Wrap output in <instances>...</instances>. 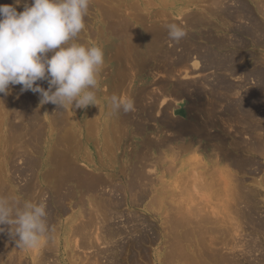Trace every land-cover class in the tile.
<instances>
[{"label": "bare ground", "instance_id": "obj_1", "mask_svg": "<svg viewBox=\"0 0 264 264\" xmlns=\"http://www.w3.org/2000/svg\"><path fill=\"white\" fill-rule=\"evenodd\" d=\"M104 1L105 0H103V2ZM213 1L214 0H210L208 3ZM22 2L31 4L32 0H20V3ZM216 2L217 3L215 6L217 8L214 6L217 9L216 13H219L220 18L223 20L226 21L227 19H230L232 21L238 18V23H241L242 19L247 20L248 23H241L242 25L235 23L237 26L233 24L234 27L229 30L231 33L233 32L230 36L231 39L228 38V35L226 36L227 38H225V35L223 36L222 33H220V36L217 37L214 35V37L209 35L207 42L214 44L213 47L206 44V46L200 45L194 42L193 36H191L193 34L190 35L188 33L190 31H188L186 32L187 35L182 40H180L183 41L180 45V47H183V49L179 53L176 48L179 47L180 43L178 42V44L176 41L171 40L168 36L167 25L175 24L174 22L171 23L169 21H165L166 23L164 22V25H160L153 23L155 18H151L146 20V22L149 21L150 24L151 22L152 24L146 26L145 29H140L136 25L142 24L145 18L143 19L141 16L137 15L136 12L138 11H136L137 9L135 8L137 7L136 3L133 2L135 5L131 4L135 7L130 5V7L134 8L135 14L134 12H129L130 14L126 15L125 11V13L122 12L123 14L119 13V7H116L112 4L103 6L99 5L101 2H97L95 5H97L96 7L100 6L99 11L101 12L97 22H102L103 26L98 27L96 25L94 31H87V40L84 42L80 37L81 34L76 38V41L81 44L87 46H100L103 48L105 55V64L99 74V84L96 91L100 106H88L83 112V120H81V116L79 117L78 115L80 114L82 108H75V106L72 108L69 106L70 110L68 113H65V110H61V108L53 103L41 104L40 101L34 102L28 97L26 91H21V85L10 84L7 94L0 93V128L4 129L3 134L0 136V171L3 170L5 166L7 167L8 163H11L14 158H16V156L22 157V159L25 158L24 161H26L24 162L22 160L23 163H26V168H23V170H20L21 168L19 169V174H21V177L23 176L24 172H26V174L33 173L36 169L37 171L40 170V168L44 171L43 176L38 178L29 179L27 177L28 179H26L29 182L27 181L28 183H25L26 186L22 188L20 186V188L18 187V190H16L14 187V192L9 189V187L15 186V176H10L8 179L0 178V197H7L20 201L21 199H18L19 197H17V193L26 194L25 197H27L29 200L35 197V194L37 196L40 194L44 195L46 193L49 195L47 196V198L49 197L47 199V221L54 229V232L52 233L54 239L51 241L52 246H48L50 245V241L48 242L46 247L47 252H45L43 256L41 253L45 250H42L41 253L39 252L41 257L38 256L37 253L33 255L34 264H48L47 262L49 259H51V255L55 253L54 249L51 252V248H54L53 241L56 243V237L59 235V231L56 226L58 224L57 216L60 214H63L64 216L65 214H68L70 211L74 210L67 205V201L73 200L74 205H80L82 208L85 207V199L80 197L81 195L77 197L78 193H81L83 197H85V195H91V193L96 194L95 196L93 195L94 201H90V203L88 202L90 206H93L91 208L94 209H90L89 207V209L92 210L89 212V216H86L87 213L83 209L81 213H86L84 216L86 217L85 220L80 219L81 213H73L72 211L73 214L71 215L70 220L64 223L62 229L67 233L68 238H70L69 234H71V237L76 236L77 238H80L79 240L75 238L77 239V245L76 243L74 245L77 250L84 248L89 249L90 251V249H94L95 252L93 251V254L88 253L90 257L86 255L88 257H85L86 259L84 258L86 262L83 258L81 259L82 262H77L78 254H76V252L74 253L75 256L73 255L70 258L71 264H103V260L106 261V264H123L124 262H122V259L126 255L128 260L135 262L134 258L136 253L135 251L137 250L136 248H140V245H143L142 241L144 240L142 237L133 236L138 231L135 229L138 227V223H135L137 226L135 225V227H132L128 232L127 230L131 227L129 226V223L130 225L133 224L132 220L129 221L125 219L128 223V225L126 224L123 226L125 228H122V226L120 227L119 224H116L115 221L113 222L112 220L114 218L116 219V215L120 214L118 209L121 207L123 208L121 205L124 203L123 197H125L126 194H129V199L133 198L139 200L141 198H145L144 193L147 192L149 186H151V191H149L152 193L158 192L159 189L162 191L165 189V194L162 193V195H165L169 199V203L165 202L167 205H169L168 209H166L167 215L164 222L161 223L163 227L161 234L166 231L168 232V236L166 237L170 238L167 242L169 245V250L167 254L165 253L164 257H161L160 264H177V262H181L182 264H241L240 262H236L235 259H232V255L231 258H228L227 256L222 255V252H219L218 250L220 244L219 241L223 244H225L224 241H226L224 238L219 239V237L225 233L227 234V231H230L227 226L225 227L227 221L223 220L221 215L223 213L225 214V211H230V213H236L238 216L240 214V218L243 217L246 219V222L244 221L245 223L248 222L247 220H251L252 222V220L255 219V215H259L257 213L260 211L258 210L257 206V200H259L257 199V196L260 194L258 193L260 188L257 190L258 192L253 191V188L250 190V187L247 186L248 184H244V179L242 177L241 178L243 180L238 177L237 174L235 175V173H232L235 182L234 186L232 185L234 189L231 188V190L229 188L231 181L230 177H232L230 170H228L230 173L225 172L226 177H224L225 175H222V171L220 174H218L220 171L217 169V165L224 164L225 166L235 169L236 172L238 171L243 173L244 171L247 172L248 169L255 165H260L261 158H264V112H262L263 109L261 110L262 106L264 105V98L262 96L264 91V60L255 58L256 64L258 63V66L255 67L254 65V67H250V65L247 63V58H250L249 56H252L251 54L254 52L247 53L248 50L246 51L248 46L247 38L252 40V42L259 47L264 45V1L262 0L255 3L258 12L263 15V19L256 17L253 7L251 6V9L245 0L238 1L239 6H236L237 9L235 12H231V9L226 4L224 7V0L223 2L222 0H218ZM5 4L14 5L16 4V0H0V5ZM119 6L121 7V5ZM233 6H235V4ZM204 8L207 9L206 6ZM17 11L21 12V9L19 8ZM159 13L160 12H158L157 15H159ZM196 17H198V15ZM239 18H241V20ZM190 19L192 20L191 16ZM196 19L198 20L194 21H196V23L198 22V24L201 26H203L205 23L208 24V22H206L207 19L205 15ZM90 23L91 21L88 18H85V26ZM94 23L96 22L94 21ZM212 24L213 23H211V25ZM210 32H212V30ZM207 33L205 32V34ZM169 41L175 42L171 48L167 46ZM229 47L234 49L226 51L225 48ZM196 53L198 56H200V61L201 58L204 59L206 69L211 67L217 72L216 77H214L216 84L209 83L206 79H204L207 76H204L202 81L198 83L201 84V87H204L208 84L211 88V93L208 92L210 94V100H208L209 104L206 102L207 98L204 97V95L206 96L208 94H204L203 90L205 89L202 90L200 85H198V87H200L198 89H201L203 92H199V90H197L194 93H190L189 91L191 84L188 82L179 83L182 84L180 87L176 86L175 88L173 87L174 89H170L167 85L165 86V82L167 80H164L165 82L160 80L158 84L161 83L163 87L160 86L162 88L161 89L157 86L156 88H158V90H156L158 93L160 92L159 94L162 98H164V96L166 97V95L169 96L170 94H175V96H184L185 98L189 97L190 95V99H192V97L194 98L192 100V108L193 105L195 108H193L194 111H191L189 120L185 122V120H174L169 114V106L163 107V109L160 111V118H155L154 120L161 124V129H166L168 132L170 131V133L173 132L174 136L167 137V135V138H150L149 134L146 135L149 131V126H146L145 122L147 120L149 122L153 117L154 109L156 108L157 101L160 97L158 96L159 98H157V96H155L157 94L154 95L155 92L153 88L152 90L154 93L152 92L151 94L148 85L151 83L148 79L150 75L147 76L145 73L150 74L151 67L154 68L153 70H155L156 67L160 68L158 63L162 62L163 67L168 73L171 74V71H173L171 68L174 69L175 66H177V68L179 66L182 68L185 67L190 63L192 56ZM48 55L51 57L53 53L50 52ZM261 56L263 58L264 55ZM242 60L245 62H241ZM218 72H228L232 75L241 74V80L240 82L231 83L230 79H226L228 76L225 78V76ZM168 76L170 77L169 74H167L166 77L168 78ZM144 78H146V80H144ZM250 78L254 80L255 87L252 89H245V86L249 84L248 82L246 85L247 81L251 80ZM170 79L172 80L171 77ZM141 81H143V85L139 87V83ZM36 83L46 90L48 85L47 80H40ZM193 86H197V83ZM114 94L132 100L134 103V111H130L128 113H125L122 110L115 113L112 112L109 107V98ZM221 104L223 105L221 106ZM220 106L221 111L218 109ZM93 108L94 110H91ZM76 116L78 118H76ZM103 117H109L110 121H104V123L101 122ZM223 122L226 123L225 125L228 128H226L225 125L224 127L222 126L223 124L221 123ZM230 122L239 125L242 124V126L246 125L245 128L247 129L241 130V132L244 134L247 130H253V134L251 136H254L251 137L250 142L243 139H236L238 136L235 138L230 131V126L232 125ZM7 128L9 129L7 130ZM234 131L237 132L238 130ZM8 132L9 135H6ZM156 132L158 133V130ZM238 132L239 134H242L240 130ZM140 134L144 136V139L141 142L134 141L131 144H128V140L124 141V139H122L129 135L130 139H132V136ZM95 135L97 136L96 144L98 146L94 151L92 149L93 145L91 144L94 143V141L91 139V137H94ZM41 141L46 142L45 146H48V152L42 153L41 159H36L32 156V151L37 152V149L44 145L40 144ZM127 144L132 148V150L126 148ZM119 149H121L122 154L116 153V151ZM82 163L87 164V167L92 168L95 173L92 174L90 173L91 171H88L89 169L86 170ZM22 166H24V164ZM148 166L154 168V173L151 174V178L148 176L150 174L145 172ZM225 166L224 169L226 168ZM12 171L13 173L15 172L14 170ZM0 176L2 177L4 175ZM29 177L33 178V176ZM220 177L223 180L221 186L224 185V189L223 186L221 189L217 187L221 183ZM16 179L18 180L17 177ZM17 182L18 181H16V184ZM218 182L220 183L217 184ZM253 182H255L254 179ZM256 183L257 182H255V184ZM156 184H159L157 190L154 186ZM105 188H110L111 191L109 194L106 192L105 194L107 195L103 194L106 196V198L102 199L103 195L101 192H103V189ZM222 189L224 191V195L221 196L220 194L223 192ZM31 190L33 192L35 191V194ZM137 190H139L141 193H138ZM45 191L47 192L45 193ZM117 192H121L125 196L122 198H114L115 196L113 197L111 193L116 195ZM206 193H210L211 195H207ZM157 197L158 196L153 199L157 200ZM213 198L215 199L214 201H216V203L213 202ZM101 200L104 201L105 205L102 204L103 202H101ZM155 200H152V202ZM34 201L35 200L33 199V202ZM134 204L136 205L137 203ZM155 204L158 206L157 202ZM74 205H72V207H74ZM113 209H115V212ZM120 210L122 211V209ZM122 218L124 217L122 216ZM129 218L131 219V217ZM233 219H235V217ZM262 220L264 221V215L262 216ZM123 222L125 221L123 220ZM142 223L147 222L143 221ZM140 224L141 223H139V225ZM152 224L150 225L151 232L154 228ZM145 225L147 227L149 226L147 224ZM236 225V229H240L239 222ZM252 225L258 229V231L260 230L261 232H264V222H261L260 224L254 223ZM3 226L5 229L6 225L4 224ZM140 227H138V229ZM245 228L250 227H246L245 225ZM255 228H253L254 230L252 228L250 230H253V232L255 231L256 233L258 231ZM148 229L150 231V228ZM61 232L60 236H62ZM234 232L237 231L234 230ZM124 233H128L126 235H131L133 238L131 237L130 240L126 239L127 241L125 242L123 240H118L119 237H121ZM149 233L150 232H148V234ZM154 233L155 232L153 231V234ZM255 233H253V235H255ZM260 233L258 232V234ZM246 234L243 235L246 236ZM9 235H11L10 232ZM139 235L140 232L138 236ZM151 236L150 237L153 241L154 235ZM247 236H249V233ZM261 236L263 237V234H261ZM244 238H242V240H244ZM250 238H248V242L244 244H249ZM257 238L255 240H257ZM7 239L8 236H3L0 234V264H6L7 261L5 262L4 260L8 255L7 252L16 247V243L13 241L15 238L9 241H7ZM146 241L151 242V240ZM235 241H237V239ZM251 241L252 240H250V242ZM66 242L68 243L67 240ZM252 242L254 243V241ZM252 242L250 244H252ZM99 243L105 247H100ZM227 244L228 243H226V246ZM223 246L224 245H222L221 248H223ZM258 247L259 246L254 247V249ZM37 248H35L33 251L37 252ZM99 248L102 249L99 250ZM244 249H246V247ZM251 250H253V248ZM21 251L16 250L14 252ZM28 251L30 252V250ZM236 251L237 248L235 253ZM248 251L249 250L245 252L249 253ZM259 251L261 250L259 249ZM82 252H80L81 257ZM144 252H146V250ZM190 252L192 253L190 254ZM254 252L256 253L255 250ZM240 253H242L241 250ZM19 254L17 256L18 259L16 256H14L12 262L9 264H21V255H24L25 253L21 254L20 256ZM253 255L251 254V256ZM243 256L245 255L243 254ZM10 257L12 256L10 255ZM136 258L138 259V257ZM244 259L241 260V262L244 261ZM248 260L249 258L245 261L249 263L250 261ZM261 260H264L263 257ZM22 262H24L23 259ZM252 262L253 261L250 263L252 264ZM53 263L61 264V261L55 259ZM253 264L256 263L253 262Z\"/></svg>", "mask_w": 264, "mask_h": 264}, {"label": "rangeland", "instance_id": "obj_2", "mask_svg": "<svg viewBox=\"0 0 264 264\" xmlns=\"http://www.w3.org/2000/svg\"><path fill=\"white\" fill-rule=\"evenodd\" d=\"M108 0H105L104 2H103V0H90V4H89V10H88V14H87V16L85 17V18H88L90 21H91V23L90 24H88V25H86L85 26V29L80 33L81 35H80V37H81V39H82V41L84 42L85 40H87V36H86V33H87V31H90V30H93L94 31V29H95V27H96V25L98 26V27H102L103 26V23L101 22H97V20H98V18H99V14H101V12L99 11V9H100V6L99 5H105V6H108V4H112V5H114V6H116V7H119V10H120V14H123V13H125L126 12V15H129L130 13L129 12H131V13H133L134 12V14H135V10H134V8L133 7H135V6H133V5H135L134 3H136V6L137 7H135L137 10L136 11H138V12H136L137 13V15H139V16H141L143 19H144V24L142 23V24H137L136 26L137 27H139L140 29H145V27L146 26H149V25H151L152 24V22H151V24H150V22L149 21H147L146 22V20H149V19H153V18H155L154 19V21H153V23H157V24H160V25H164L163 23L166 21H169V22H171V23H175L176 25H178V26H181L182 28H184V30H186V32H188V31H190V32H188L190 35L191 34H193V35H191V36H193V40H194V42H196V43H198V44H200V45H204V46H206V45H209V46H214V44H210L209 42H207V39L209 38L208 36L210 35V36H215V37H217V36H220V33H222L223 34V36L225 35V38H227L226 36L228 35V38H230V36H231V34L233 33H231L229 30L231 29V28H233L234 27V25L233 24H235V23H238V18L236 19V20H230V19H227L226 21L225 20H223L222 18H220V14L219 13H216V1H218V0H214L213 2H210V3H208L210 0H207V2H206V0H109L108 2H107ZM116 1V2H115ZM119 1V2H118ZM230 0H224V2H223V0H222V2H223V4H224V7H225V4L226 5H228L229 6V8L231 9V12H235L236 11V6L238 7L239 6V0H231L230 2H229ZM238 3H237V2ZM241 1H243V0H241ZM260 1H262V0H245V2L250 6V8L252 9V7H253V11H254V13H255V15H256V17L257 18H261V19H263V15L262 14H260V12H258V10H257V8H256V2H260ZM264 1V0H263ZM97 2H101V4H99L98 6L99 7H96L97 5H95ZM134 2V3H133ZM235 2V3H234ZM103 3V4H102ZM118 3V4H117ZM131 4H133V5H131ZM138 4V5H137ZM208 4V5H207ZM235 4V6H233ZM237 4V5H236ZM15 5V7L17 8V10L20 8L21 9V12L24 10V8H25V6L26 5H29L27 2L25 3V2H22V3H19V4H14ZM119 5H121V7L119 6ZM130 5L131 6H133V7H130ZM210 5V6H209ZM230 5H232V6H230ZM140 6V7H139ZM207 7V9L208 10H210V11H208L207 9H205L204 7ZM212 6V7H211ZM216 8H215V7ZM228 6H226V7H228ZM252 6V7H251ZM127 8V9H126ZM133 8V9H132ZM140 11H139V10ZM206 11H205V10ZM201 10H202V12H201ZM214 10H215V12H214ZM125 11V12H124ZM128 11V12H127ZM213 11V12H212ZM123 12V13H122ZM158 12H160L159 13V15H157V13ZM203 12H204V15L206 16V22H208V24L207 23H205L203 26H201V25H199L198 24V22L196 23V21L198 20V19H196V18H199V17H202V16H204L203 15ZM209 12V13H208ZM202 13V14H201ZM190 14V15H189ZM214 14V15H213ZM216 14V15H215ZM217 14H218V16H217ZM148 15V16H147ZM195 15V16H194ZM198 15V17H196ZM209 17H208V16ZM145 16V17H144ZM157 16H160V17H157ZM163 16V17H162ZM165 16V17H164ZM187 16V17H186ZM189 16V17H188ZM190 16L192 17V20L190 19ZM147 17V18H146ZM164 18V19H163ZM186 18V19H185ZM195 18V19H194ZM219 18V19H218ZM96 19V20H95ZM157 19V20H156ZM191 21H190V20ZM220 19H222V20H220ZM240 20H241V18H239ZM188 20H189V22H188ZM194 20H196V21H194ZM94 21L96 22V23H94ZM226 23H225V22ZM237 21V22H236ZM242 22L241 23H243V24H247L248 23V21L247 20H241ZM165 22V23H166ZM185 22H187V23H185ZM233 22V23H232ZM246 22V23H245ZM194 24V25H192V24ZM211 23H215L214 25L212 24L211 25ZM216 23H217V25H216ZM240 22L238 23V25H240L241 24ZM146 24H148V25H146ZM190 24V25H189ZM197 26H196V25ZM225 24V25H224ZM231 25V27H230V25ZM144 25V26H143ZM192 25V26H191ZM236 26H237V24H235ZM242 25V24H241ZM196 26V27H195ZM212 26H214V27H212ZM218 26V27H217ZM219 27H221V28H219ZM193 28V29H192ZM211 28V29H210ZM218 28H219V30H218ZM210 29V30H209ZM225 29V30H224ZM209 32H208V31ZM212 30V32H210ZM199 31V32H198ZM202 31V32H201ZM213 31H214V33H213ZM192 32V33H191ZM205 32L207 33V34H205ZM210 33V34H209ZM194 34H195V36H194ZM212 34V35H211ZM213 36V37H214ZM207 37V38H206ZM202 38V39H201ZM205 38V39H204ZM232 38H234V37H232ZM231 39V38H230ZM235 39V38H234ZM233 39V40H234ZM248 40H247V49H246V51H247V53H253V54H251L252 56H249L250 58H247V63L250 65V67H254V65H255V67L256 66H258V63L256 64V60H255V58H259L260 60L261 59H263L264 60V56H263V58H262V56L261 55H264V45L263 46H261V47H259V46H257L255 43H253L252 42V40H250L249 38H247ZM93 40V39H92ZM102 40H104V39H102ZM101 40V41H102ZM103 42V41H102ZM182 42L183 41H179V47H177L176 48V50L178 51V53L180 52V51H182V49H183V47H180V45L182 44ZM252 42V43H251ZM175 42H168L167 43V46L169 47V48H171L172 46H173V44H174ZM172 44V45H171ZM206 44V45H205ZM249 47V48H248ZM262 47H263V49H262ZM230 49H234V48H231V47H229V48H225V50L227 51V50H230ZM224 50V51H225ZM250 50V51H249ZM258 52H259V54H258ZM256 53V54H255ZM250 55V54H249ZM49 56V55H48ZM194 56V57H193ZM192 56V60L190 61V63L189 64H187L185 67H181V66H179L178 68H177V66H175L174 67V69H172L171 68V70H173V71H171V74L170 73H168L167 71H166V69L163 67V64H162V62H160V63H158V65H160V68L159 67H156L155 68V70H153L154 68H152L151 67V72H150V74L149 73H145L147 76H149L148 77V79H149V81L151 82L150 84H148L149 85V90H150V92H151V94H152V92H153V90H154V95L155 94H157V95H155V96H157V98H159L158 99V101H157V104H156V108L154 109V113H153V117L151 118V120L148 122V120L145 122V124H146V126H149V131L147 132V134L146 135H148L149 134V137L151 138H157V137H166L167 135V137H173L174 135H173V132H171L170 133V131L168 132L166 129L164 130V129H161L160 127H161V124H159L158 123V121H156V120H154L155 118L156 119H158V118H160V115H161V109H163V107H165V106H169V114H170V116L174 119V120H181V121H184L185 120V122L186 121H188L189 120V117H190V115H191V111H194L193 110V108H195V106L193 105V108H192V100L194 99L192 96V99H190V95H189V97H182V96H180V95H176L175 96V94H170L169 96H167L166 95V97L164 96V98H162L161 97V95L157 92V90H158V88H161V87H163V85L160 83V84H158L159 83V81L161 80V81H164L166 84H165V86L167 85L170 89H174L176 86H178V87H180V85H182V84H179V83H184V82H188V83H190L191 84V87H190V93H194V92H196L197 90H199V92L200 91H202L203 89H205V90H203L204 91V94H208V95H204V97L205 98H207L206 99V102H207V104H209V101L208 100H210V94L209 93H211V88L209 87V85L207 84V85H205L204 87H201V84H198V83H200L201 81H202V79H203V77L204 76H207V77H205L204 79H206L209 83H213V84H216V80H215V78L214 77H216V70L215 69H212L211 67H209L208 69H206L205 68V61H204V59H202L201 58V61L199 60V57L200 56H198L197 55V53L195 54V55H193ZM198 56V57H197ZM254 56H256V57H254ZM261 57V58H260ZM248 59H250V60H248ZM254 60V61H253ZM263 60H262V62H263ZM202 61H204V62H202ZM172 62V61H171ZM241 62H245L244 60H242ZM204 63V64H203ZM264 63V62H263ZM165 64V63H164ZM189 65V66H188ZM203 65V66H202ZM203 67V68H202ZM159 68V69H158ZM162 68H164V69H162ZM175 68H176V70H175ZM180 69V70H179ZM181 69H183V70H181ZM161 72H160V71ZM164 70V71H163ZM168 70H170V69H168ZM178 70V71H177ZM210 70V71H209ZM154 71V72H153ZM159 71V72H158ZM175 71V72H174ZM180 71V72H179ZM167 72V73H166ZM173 72V73H172ZM177 72V73H176ZM163 73H165V74H163ZM218 73H220L221 75H223V76H225V78L226 79H230V82L231 83H236V82H240V80H241V77L240 76H242L241 74H236V75H232L231 73H228V72H218ZM167 74H169L170 75V77L172 78V80L170 79V77L168 76V78H169V81H168V78L166 77L167 76ZM173 74V75H172ZM177 74V75H176ZM165 75V76H164ZM163 77V78H162ZM214 79H213V78ZM165 78V79H164ZM200 79V80H199ZM251 80V82L250 81H247V83H246V85L248 84V82H249V84L247 85V86H245V89H252L253 87H255V85H254V80L252 79V78H250ZM144 80H146V78H144ZM211 80V81H210ZM213 80V81H212ZM215 80V81H214ZM177 81V82H176ZM181 81V82H180ZM194 81V82H193ZM143 81H141L140 83H139V87L141 86V85H143V83H142ZM196 85V83H197V86H193L194 84ZM196 82V83H195ZM154 83V84H153ZM155 83H157V84H155ZM176 85H175V84ZM179 84V85H178ZM193 84V85H192ZM198 85H200V87L202 88V90L201 89H198V88H200V87H198ZM22 86V85H21ZM153 86V87H152ZM158 86V88H156ZM161 86V87H160ZM203 86V85H202ZM48 87H49V84L47 85V87H46V90L48 89ZM174 87V88H173ZM105 88V87H104ZM152 88H153V90H152ZM193 90H192V89ZM157 89V90H156ZM162 89V88H161ZM160 89V90H161ZM55 89H53V91H54ZM152 90V91H151ZM159 90V91H160ZM164 90H165V88H164ZM208 90V91H207ZM161 91H163V90H161ZM202 91V92H203ZM27 93V95H28V97L31 99V100H33L34 102H36V101H40L41 100V96H40V94L39 93H33L31 90H28V91H26ZM209 92V93H208ZM264 91H263V93H262V96H263V98H264ZM172 95V96H171ZM159 96V97H158ZM174 96V97H173ZM170 97H172V98H170ZM176 98V99H175ZM188 98V99H187ZM160 100V101H159ZM147 102V101H146ZM159 102V103H158ZM36 104V103H35ZM170 104V105H169ZM223 104H221V106H222ZM221 106H220V108L218 107V109L220 110L221 109ZM59 108H61V110H65V109H63L62 107H60V106H58ZM92 107H94V105H92ZM264 110V105L262 106V108H261V110ZM70 110V107H68V109L67 110H65V113H68V111ZM86 110V108H82L81 109V112H80V114H78L79 115V117H80V119L81 120H83V118H82V115H83V112ZM91 110H94V108L93 109H91ZM137 110V109H136ZM262 110V112H264ZM67 111V112H66ZM221 111V110H220ZM76 118H78L77 116H76ZM104 121H110L109 120V117H103V119H101V122H103L104 123ZM19 122V121H18ZM232 125L230 126L231 128H230V131H231V133L234 135V137L236 138L237 136V138L236 139H239V140H241V139H243V140H246V141H248V142H250V140H251V137H253V136H251L252 134H253V130H247V131H245V134L244 133H242L241 132V130H243V129H247V128H245V126L243 125L242 126V124H235V123H233V122H230ZM221 124H223L222 126L224 127V125L226 124L225 122H223V123H221ZM234 124V125H233ZM237 125V126H236ZM226 126V125H225ZM232 126H233V128H232ZM239 126V127H238ZM151 127H153V128H151ZM242 127V128H241ZM226 128H228L227 126H226ZM9 128H7V130H8ZM153 129V130H152ZM3 130L4 129H2V128H0V136L3 134ZM158 130V133L156 132ZM234 130H240V132L242 133V134H239V132L237 131V132H235ZM164 131V132H163ZM229 131V130H228ZM234 131V132H233ZM163 132V133H162ZM151 134V135H150ZM248 134V135H247ZM6 135H9V132L8 133H6ZM236 135V136H235ZM242 135V136H241ZM130 136V135H129ZM129 136H126L125 138H122V139H124V141H126V140H128V144H131L132 142H134V141H142L143 139H144V136L143 135H134V136H132V139H130V137ZM250 136V137H249ZM166 137V138H167ZM249 137V138H248ZM91 139L94 141V143H91L92 145H93V150L95 151V149L97 148V144H96V141H97V136L95 135L94 137L92 136L91 137ZM131 140V141H130ZM43 141H41V145L42 144H44V145H40L41 147L39 148V149H37L38 151L37 152H33L32 151V156L33 157H35L36 159L38 158H42V153H45V152H48V146H45L46 145V142H43ZM117 143V142H116ZM128 144L126 145V148H128L129 150H132V148L130 147V146H128ZM205 144H206V142H205ZM43 150V151H42ZM92 151V150H91ZM119 151V152H118ZM118 151H116V153L117 154H122V152H121V149H119ZM201 155V154H200ZM18 157V158H17ZM202 157V156H201ZM263 157V156H262ZM21 158V159H20ZM24 159L25 158H23L22 159V157H19V156H16V158H14V160L11 162L12 163V165H11V163H8V166L6 167H4L3 168V170H1V171H3V172H1L0 171V175H4V176H0V178H5V179H8L10 176L11 177H14V179H15V186H11V187H9V189H11L13 192H14V187L16 188V190H18V187L20 188V186H21V188L22 187H24V186H26V184L25 183H28L29 181L27 180L28 178L29 179H34V178H38V177H40V176H43V174H44V171L40 168V170H38L37 171V169L35 170V172H36V175H35V172H33V173H27L28 175L29 174H31V175H29V176H33V178L31 177H29L27 174H26V172H24V174H26V175H24L23 174V176L21 177V174H19L20 173V170H23V168L25 169L26 167V163H23V161H24ZM23 160V161H22ZM15 164H14V163ZM24 162H26V161H24ZM261 164L260 165H255V166H253V167H251L250 169H248L247 170V172L246 171H244L243 173L242 172H236V170L235 169H233V168H231V167H228V166H225L224 164H218L217 165V169L220 171L218 174H220L221 173V171H222V175L224 176V177H226V174H225V172H229L228 170H230V174H231V176L233 175L232 173H235V175L237 174V176L238 177H242L241 179L244 181V184L245 185H247L248 187H250L249 189L250 190H252V188H253V191H255V192H258L257 190H259V188H260V191L258 192V193H260L257 197V199H259V200H257V206H258V210H260L257 214H259V215H255V219H253L252 220V222H251V220H247L248 222L247 223H245L246 221V219L245 218H240L241 216H240V214H239V216H238V214L236 215V213H233V212H231L230 213V211L228 212V211H225V214L223 213L222 215H221V217H222V219L223 220H225V221H227V223L225 224V227L227 226L228 228H229V230L231 231H227L228 233L226 234H224V235H221V237H219V239H225L226 241H224V243L225 244H223L222 242H220L219 241V243L221 244H219V247H218V250H219V252H222L221 254L222 255H224V256H227L228 258H231V255H232V259H235V261L236 262H240L241 264H242V262H243V264H251L250 262L251 261H253L254 263H256V264H259V262H260V264H261V262H262V264H264V260H261L262 259V257H263V259H264V250H263V248H264V244H261V243H264V232H261L260 230L258 231V229H256L255 227H253V225L252 224H256V223H261V222H264L263 220H262V216L264 215V200H262V199H264V158H261ZM24 164V166H22L23 164ZM84 166H83V165ZM81 165L84 167V168H86V170L87 169H89L88 171L90 172V173H95L94 171H93V169L92 168H90V167H87V164H84V163H82ZM226 167L225 169H224V166ZM12 166V167H11ZM9 167H10V169H9ZM21 168V169H20ZM14 170L15 172L13 173V171L12 170ZM15 169H17V170H15ZM20 169V170H19ZM39 169V168H38ZM154 168H151L150 166H148V168L146 169V171L145 172H147V174H150V175H148L150 178H151V174H153L154 173V170H153ZM262 169V170H261ZM17 171V172H16ZM19 171V172H18ZM250 171V172H249ZM258 171V172H257ZM246 172V173H245ZM42 173V174H41ZM97 173V172H96ZM105 173V172H104ZM14 174V175H13ZM17 174V175H16ZM32 174H34V175H32ZM241 174V175H240ZM249 174V175H248ZM13 175V176H12ZM16 177L18 178V180L16 179ZM20 177V178H19ZM28 177V178H27ZM23 178V179H22ZM27 178V179H26ZM230 179H231V181H230V186H229V188L231 189H234V187H232V185L234 186V177L232 176V177H230ZM253 179L255 180V182H257L256 184H255V182H253ZM263 179V180H262ZM220 180H221V183L220 182H218L217 184H219L220 183V185L219 186H217V187H219L220 189H221V187L223 186V189H224V185H222L221 186V184H222V182H223V180L221 179V177H220ZM16 181H18L17 182V184H16ZM20 181V182H19ZM26 181V182H25ZM28 181V182H27ZM247 183V184H246ZM254 183V184H253ZM257 185V186H256ZM28 186V185H27ZM155 186V189L157 190L158 189V186H159V184H156V185H154ZM251 186H253V187H251ZM256 186V187H255ZM258 187V188H257ZM162 188V187H161ZM164 188V187H163ZM254 188H256V189H254ZM262 188H263V190H262ZM109 189V190H108ZM223 189H222V191H223ZM231 189V190H232ZM143 190V189H142ZM145 190V189H144ZM151 191V186H149V188H148V190H147V192H145L144 193V197L145 198H141V199H139V200H136V199H133V198H131V199H129L128 197H129V194H126V196L123 194V193H121V192H117L116 193V195H114V193H111V195H113V197L114 198H118V197H120V198H122L123 196H125V197H123V201H124V203H123V205H121V206H123V208L121 207L120 209H122V211L120 210V209H118V212H120V216L119 215H116V219L114 218L112 221L114 222L115 221V223L116 224H119L120 225V227L122 226V228H125V227H123V226H125L126 224L128 225V223H127V221L126 220H129V221H131L132 220V222H133V224H132V222H131V224L133 225H130V223H129V226H131L127 231L129 232V230H131V228L132 227H135V225L137 226V224H135V223H138V227H140V226H142V227H140L139 229H138V227L137 228H135L136 229V234H134L133 236L135 237H142V239H144L143 241H142V244L143 245H140V246H138V247H140V248H136L137 250L135 251L136 253H135V262L134 261H131V260H128L127 258V255L126 256H124L123 257V259H122V262H124L123 264H134V263H138V264H140V263H143V264H145V263H147V264H160V259H161V257H164V255H165V253L167 254V252H168V250H169V245H168V241H169V237L167 238L166 236H168V232H166V231H164L162 234H161V230H163L162 228V222H164V220H165V217H166V215H167V212H166V209H168V206L169 205H167V203H169V199L165 196V195H162V193L163 194H165L164 192H165V189H164V191H162V190H160L159 189V191L158 192H150ZM262 190V191H261ZM32 191V190H31ZM42 191V190H41ZM40 191V192H41ZM111 191V189L110 188H105V189H103V192H101V194L103 195H107V194H109V192ZM138 191V193H141L139 190H137ZM137 191H136V193H137ZM148 191H149V193H148ZM33 192V191H32ZM35 192V191H34ZM33 192V193H34ZM47 191H45V193H46ZM106 192H108L107 194H105ZM211 193V192H210ZM210 193H208L209 195H211ZM35 194V193H34ZM121 194H123V195H121ZM156 194V195H155ZM207 194V193H206ZM207 194V195H208ZM212 194H214V193H212ZM25 195L26 194H23V193H17V197H19L18 199L21 201V202H23V201H25V200H29V199H27V197H25ZM44 195H46V196H44ZM40 194V195H36L35 194V197H33V198H31L30 200L33 202V199L35 200L34 202H36V201H38V202H40V201H46V202H44L45 204H46V206L48 205L47 203V199L49 198H47V196H49L47 193L46 194ZM81 195V196H80ZM93 195L95 196L96 194H94V193H91V195H85V197H83L82 196V194L81 193H78L77 194V197H82L83 199H85V207H81L80 205L79 206H76V204L74 205V202H73V200L72 201H67V205L70 207V208H72V209H74V210H72L73 211V213H81L82 211H83V209H84V211H86V216H89L88 214H89V212H91L92 210H90V209H94V208H91V207H93V206H90L89 205V203H90V201H94V197H93ZM103 195V197H102V199H105L106 198V196H104ZM153 195H155V196H153ZM199 195V194H198ZM221 196L222 195H224V191L223 192H221V194H220ZM153 196V197H152ZM156 196H158L156 199L157 200H155V199H153V198H155ZM261 196V197H260ZM42 197V198H41ZM44 197H46V198H44ZM92 197V198H91ZM151 197H152V199H151ZM165 197V198H164ZM38 199V200H37ZM43 199H46V200H43ZM91 199V200H90ZM143 199V200H142ZM210 199V198H209ZM29 200V201H30ZM134 200V201H133ZM140 200H142V201H140ZM152 200H155L158 204V206H156V202L154 203V202H152ZM164 200V201H163ZM215 199L213 198V202L214 203H216V201H214ZM131 201H132V203H131ZM138 201H140V202H142V203H140V202H138ZM263 201V202H262ZM89 202V203H88ZM101 202H103L102 204L103 205H105V203H104V201H102L101 200ZM165 202H167V203H165ZM260 202V203H259ZM132 205H131V204ZM134 203H137L136 205L134 204ZM153 203V204H152ZM218 203V202H217ZM155 204V205H154ZM161 204V205H160ZM72 205H74V207H72ZM76 206V207H75ZM89 207H90V209H89ZM242 207V206H241ZM82 209V210H81ZM85 209H88V210H85ZM90 210V211H89ZM114 210V212H115V209H113ZM261 210H263V211H261ZM72 211H70L68 214H65L64 216H63V214H60L59 216H57L58 217V219H57V221H58V224L56 225L57 226V229H58V231H59V235H57V237H56V243H55V241H53L54 243H55V245H54V243H53V246H54V248H51L52 250H51V252L53 251V249H54V254H52L51 255V259H49V261L47 262L48 264L50 263V264H54L53 263V261L55 260V259H58V260H60L61 261V264H71V260H70V258L74 255L75 256V254L74 253H76V254H78V256H77V259L79 260H77V262H82L81 261V259L83 258H85V257H90V255H88V253L89 254H93L92 252L94 251L95 252V250L93 249H90V251H89V249H81V250H77L76 249V247H75V243L77 242V239L79 240L80 238L78 237H71V234H69V237L70 238H72V239H70V238H68V235H67V233L62 229V227H63V225H64V223H66V222H68L69 220H70V218H71V215L73 214L72 213ZM124 212V213H123ZM126 212V213H125ZM261 212V213H260ZM85 214L84 213H81V217H80V219H83V220H85L86 219V217H84L85 216ZM124 214V215H123ZM128 214H130V215H128ZM135 214V215H134ZM122 216L124 217V218H122ZM135 216V217H134ZM136 216H138V217H136ZM258 216V217H257ZM129 217H131V219L129 218ZM133 217V218H132ZM235 217V219H233ZM119 220H118V219ZM134 218H136V219H134ZM258 220H257V219ZM126 219V220H125ZM117 220V221H116ZM121 220H122V222H123V220L125 221V222H123V223H125V224H123L122 222H121ZM136 222H135V221ZM137 220H139V221H137ZM145 220H148V221H145ZM238 220V221H237ZM242 220V221H241ZM260 220V221H259ZM262 220V221H261ZM65 221V222H64ZM147 222V223H142V222ZM245 221V222H244ZM256 221V222H255ZM259 221V222H258ZM117 222H119V223H117ZM239 222V225H240V231L238 230V229H236V224ZM114 223V224H115ZM121 223V224H120ZM139 223H141L140 225H139ZM149 223V224H148ZM154 225H153V224ZM242 223V224H241ZM142 224H147V225H149L148 227L145 225H142ZM152 224V226H154V228H153V230H152V232H151V225ZM244 224V225H243ZM250 224V225H249ZM6 225V227H8V228H6L5 227V229H4V226L3 225H0V226H2V227H0V228H3L5 231H2V232H0V234H2L3 236H8V239H7V241H9V240H13V236L12 235H9V232H10V227H9V225H7V224H5ZM235 227H234V226ZM245 225H246V227H250V228H245ZM248 225V226H247ZM243 226V227H242ZM257 226H258V224H257ZM157 227V228H156ZM166 227V226H165ZM232 227H234V228H232ZM143 229V231H142V229ZM148 228H150V231H149V229ZM253 229V228H255L260 234H258V232H256L255 233V231L253 232V230L251 231L250 229ZM145 229H147V230H145ZM245 229V230H244ZM133 230V229H132ZM234 230H236L237 232H234ZM62 231V232H61ZM147 233V235H146V233ZM153 231L155 232L154 234H153ZM241 231H242V233L243 234H246V236H244L242 233H241ZM250 231V232H249ZM57 232V231H56ZM60 232H61V235L62 236H60ZM139 232H140V235L138 236V234H139ZM143 232H144V234H143ZM148 232H150L149 234H148ZM234 232V233H233ZM255 233V235H253V233ZM58 233V232H57ZM158 235H157V234ZM231 233H233V234H231ZM239 233H241V234H239ZM248 233H249V236H247L248 235ZM125 234V233H124ZM123 234V235H124ZM126 234H128V233H126ZM122 235L121 237H119V239L118 240H120V241H127L126 239H128V240H130V238L132 237L131 235ZM143 234V235H142ZM156 234V235H155ZM261 234H263V237L261 236ZM151 235H154V238H153V241H152V239H151ZM164 235V236H163ZM225 235H226V238H225ZM228 235V236H227ZM241 235V236H240ZM261 237H260V236ZM60 236V237H59ZM128 238H127V237ZM148 236V237H147ZM151 236V237H150ZM234 236H236V237H234ZM254 238H253V237ZM255 236H257L258 238H259V240H258V238L257 237H255ZM227 237H228V239H227ZM244 238V240H242V238ZM252 239H251V238ZM11 238V239H10ZM68 238V239H67ZM75 238H77V239H75ZM133 238V237H132ZM158 238H159V240H158ZM248 238H250L249 239V244H244V243H247L248 242ZM257 238V240H255ZM70 239V240H69ZM74 239V240H73ZM125 239V240H124ZM230 239V240H229ZM232 239V240H231ZM237 239V241H235ZM247 239V240H246ZM254 239V240H253ZM66 240L68 241V243L66 242ZM146 240H151V242L150 241H146ZM154 240H156V241H154ZM250 240H252V241H254V243L252 242V244H250L251 242H250ZM14 242H15V239L13 240ZM50 241V242H49ZM52 240H45V241H43L42 242V244L39 246L40 247V249H39V247L37 248V252H35V251H33L34 249H30V252L28 251V250H23V251H21L22 249H18V248H13L12 250H9L7 253H8V255L5 257V262H6V264H9L10 262H12V259H13V257L14 256H16V258L18 259V254H19V256L21 255V254H24V255H21L22 256V259L24 260V262H22V259L20 258V260H21V264H34V260H33V255H35L36 253L38 254V256H40L41 257V255L43 256L44 255V253L45 252H47V249H46V247H47V244H48V242H49V244L50 245H48V246H52V242H51ZM73 241H75V242H73ZM146 241V242H145ZM230 243H229V242ZM241 241H243V242H241ZM245 241V242H244ZM259 241V242H258ZM149 242V243H148ZM153 242H156V243H153ZM233 242V243H232ZM240 242V243H239ZM255 242H256V244H255ZM258 242V243H257ZM261 242V243H260ZM59 243V244H58ZM145 243V244H144ZM226 243H228L227 244V246H226ZM244 245H243V244ZM260 243V244H259ZM44 244V245H43ZM100 244V243H99ZM255 244V245H254ZM259 244V245H258ZM57 245V246H56ZM76 245H77V243H76ZM222 245H224L223 246V248H224V250H223V248H221V246ZM229 245H230V247H229ZM242 245V246H241ZM251 245V246H250ZM252 245H253V247H252ZM55 246H56V250H55ZM102 246H104V245H102V244H100V247H102ZM144 246V247H143ZM238 246V247H237ZM248 246H250V247H252L253 248V250H251L252 248H250V247H248ZM257 246H259L258 248L263 252H261V251H259V249L258 248H255L254 249V247H257ZM263 246V247H262ZM41 247H42V249H41ZM105 247V246H104ZM147 247V248H146ZM166 247H168V248H166ZM242 247V248H241ZM246 247V249H244ZM58 248V249H57ZM143 248V249H142ZM145 248V249H144ZM221 250H220V249ZM235 248V249H234ZM236 248H237V251H236V253H235V250H236ZM248 248H250V249H248ZM62 249V250H61ZM75 249V250H74ZM100 249H102V248H99V250ZM104 249V248H103ZM233 249H234V252H233ZM256 249H258V250H256ZM21 251V252H14V251ZM40 250V251H39ZM42 250H45V251H42ZM98 250V249H97ZM146 250V252H144V251ZM167 250V251H166ZM240 250L242 251V253H240ZM247 250H249L248 252L249 253H247V252H245V251H247ZM254 250L256 251V253L254 252ZM31 251H32V255H31ZM41 251H42V253H41ZM78 251H79V253H78ZM82 251H85V252H82ZM88 251V252H87ZM142 251V252H141ZM223 251H226V252H223ZM228 251V252H227ZM250 251H252V252H250ZM259 251V255L257 254V252ZM23 252V253H22ZM35 252V253H34ZM41 253V255H40V253ZM68 252H69V254H68ZM80 252H82V257H81V253ZM91 252V253H90ZM139 252H141V253H139ZM144 252V253H143ZM231 252V253H230ZM246 254H245V253ZM16 253H18V254H16ZM83 253H84V255H83ZM87 253V254H86ZM146 253V254H145ZM192 252H190V254H191ZM226 253V254H225ZM229 253H230V255H229ZM240 253V254H239ZM261 253V254H260ZM13 254V255H12ZM14 254H16V255H14ZM57 254V255H56ZM95 254V253H94ZM148 254V255H147ZM233 254H234V256H233ZM237 256H236V255ZM242 254V255H241ZM243 254L245 255V256H243ZM249 254H250V256H251V254L253 255V254H257V255H253V256H251V257H253V258H251L250 256H249ZM263 254V255H262ZM10 255L12 256V257H10ZM31 255V256H30ZM55 257H54V256ZM68 255V256H67ZM87 255V256H86ZM148 256V258H147V256ZM53 256V257H52ZM70 256V257H69ZM103 256V255H102ZM105 256V255H104ZM249 256V257H248ZM8 257H10V258H8ZM87 257V258H88ZM136 257H138V259L136 258ZM142 257V258H141ZM145 257V258H144ZM249 258V260L248 261H250L249 263L247 262V261H245V260H247L248 258ZM256 257V258H255ZM259 257V258H258ZM261 257V258H260ZM238 258V259H237ZM245 258V259H244ZM247 258V259H246ZM8 259V260H7ZM11 259V260H10ZM86 259V258H85ZM84 259V260H85ZM126 259V260H125ZM146 259H147V262H146ZM244 259V261H242L241 262V260H243ZM257 259V260H256ZM33 260V261H32ZM70 260V261H69ZM128 260V261H127ZM137 260H138V262H137ZM261 260V261H260ZM105 260H103V264H106V261L104 262ZM143 261V262H142ZM256 261H258V262H256ZM52 262V263H51ZM85 262H86V260H85ZM126 262V263H125ZM133 262V263H132ZM253 262H252V264H253ZM82 264V263H81ZM107 264H110V263H107ZM177 264H182L181 262H177Z\"/></svg>", "mask_w": 264, "mask_h": 264}, {"label": "clouds", "instance_id": "obj_3", "mask_svg": "<svg viewBox=\"0 0 264 264\" xmlns=\"http://www.w3.org/2000/svg\"><path fill=\"white\" fill-rule=\"evenodd\" d=\"M89 4L90 0H32L22 12L14 5H0V93L7 94L10 84L22 85L21 91L39 93L41 104L53 103L65 110L99 105L96 91L104 50L76 41L85 29ZM167 29L176 42L187 35L176 24H168ZM40 80L48 81L47 90L36 83ZM109 107L114 113L134 111L132 100L115 94ZM47 216L43 201L0 197V225L11 226L19 249H35L54 239Z\"/></svg>", "mask_w": 264, "mask_h": 264}]
</instances>
